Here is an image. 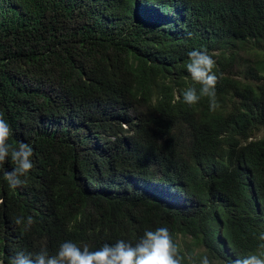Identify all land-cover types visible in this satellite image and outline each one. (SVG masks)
Here are the masks:
<instances>
[{
	"label": "trees",
	"instance_id": "16d2710c",
	"mask_svg": "<svg viewBox=\"0 0 264 264\" xmlns=\"http://www.w3.org/2000/svg\"><path fill=\"white\" fill-rule=\"evenodd\" d=\"M194 49L215 111L183 101ZM0 114L34 164L0 165L2 264L158 227L212 264L264 251V0H0Z\"/></svg>",
	"mask_w": 264,
	"mask_h": 264
},
{
	"label": "clouds",
	"instance_id": "9594fccd",
	"mask_svg": "<svg viewBox=\"0 0 264 264\" xmlns=\"http://www.w3.org/2000/svg\"><path fill=\"white\" fill-rule=\"evenodd\" d=\"M189 62L186 65L193 81L200 84L189 87L183 92V101L188 105L197 104L202 97L209 99V109L215 111L219 107L216 96V85L222 74L218 76L214 69L216 61L207 51L199 49L188 53ZM13 129L0 114V165L10 158L15 167L5 172V178L12 188L21 186L25 177L34 167L32 156L33 147L29 143L20 142L18 147L9 144ZM0 203H3L0 200ZM23 218L15 223L21 224ZM34 223L32 216L27 217L26 227ZM72 226L69 225V231ZM264 241V233L259 236ZM264 248V244L261 245ZM212 264L207 253L196 250L183 251L174 240L167 227H158L155 230H145L138 242L134 245L123 239L114 244L104 243L97 250H90L88 245L80 246L71 240L63 242L54 255H49L46 249H41L35 256L18 252L11 264ZM2 264V262H0ZM231 264H264V251L244 256H237Z\"/></svg>",
	"mask_w": 264,
	"mask_h": 264
}]
</instances>
